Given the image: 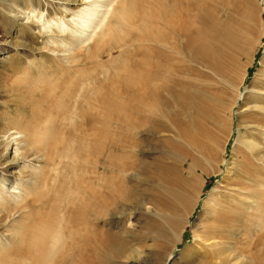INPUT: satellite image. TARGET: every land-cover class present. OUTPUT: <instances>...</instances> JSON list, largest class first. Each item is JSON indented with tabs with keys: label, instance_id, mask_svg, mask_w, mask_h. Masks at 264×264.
Instances as JSON below:
<instances>
[{
	"label": "bare ground",
	"instance_id": "obj_1",
	"mask_svg": "<svg viewBox=\"0 0 264 264\" xmlns=\"http://www.w3.org/2000/svg\"><path fill=\"white\" fill-rule=\"evenodd\" d=\"M145 1L148 0H29L28 3H25L24 10L28 11L26 16L28 18L36 17L38 23L41 24L43 33L50 32L48 36L50 44L55 47L62 46L65 50L60 56L63 62L49 72L36 71L38 76L35 77L32 73L33 68H28L30 72L28 82L34 85L32 88H28L31 89L29 91L30 98L35 100L37 96H40L41 103H46L45 108L48 112H42L35 107L26 110L29 108L30 101H18L15 110L17 109L19 112L25 110L27 114L7 115L4 118L5 123L0 118V156L6 155L0 161V220L5 219L8 228L4 231H8L7 234L10 236L8 239L0 236V252L10 246H15V252L9 253L1 259V264H110L108 255L110 252L113 254L112 246L117 251L118 245H114L115 243L125 246L129 241L120 238L121 231L114 230L115 226L113 227L112 221L106 224L95 222L93 230L89 227L92 236H88L86 233L81 236L84 249L78 248V220L81 219L82 228L86 229L84 207L81 208L78 217V164L76 166V162H74L78 158H75L78 155V144L70 150L73 142L78 143V121L76 127L69 129L70 122L78 118V81L81 82V85L88 83L87 81H96L99 87L110 85L111 88H106L101 101L110 110V114L116 115L117 118L120 117V122L125 124L127 122L131 129L145 125L147 133L158 130L159 125L163 124L154 120L156 114L168 117L177 125L178 130L176 131L165 129L166 134L163 135V142L168 150L161 155L154 156L150 160L132 159L133 152L128 154L129 156L123 153L112 155L113 159H119V161L112 160L110 162L112 172L121 179L110 178L114 181L116 188L114 184L112 187L116 191L110 189L113 194H109L113 206L118 204L119 195L123 197L118 192L124 195L121 201H126L125 198H134L135 189H133V184L132 186L129 184L128 174L136 173L135 171L139 172L137 182L141 181L147 186L148 183H151L155 192L152 197L148 198V205H145L144 199L142 204L144 205L143 209L150 215H147L144 221L139 223L138 233L150 237L152 243L149 245H153L154 248L155 246L166 248L164 256L159 250L154 253L161 258L157 259L163 264H170L174 258L173 251L178 247L182 238L180 232L183 230L184 216L190 214L191 209L196 205V192H188L189 190L185 189L188 184L187 177L183 175V170L178 166L182 168L183 166L179 164L189 158L192 159L186 169L197 178L198 175L194 171L198 166L190 152L186 153L184 157H176L173 152L183 147L184 141L192 146L195 145L194 148L197 146L198 148H196L202 151L201 147L207 145L200 146L196 139L192 138L188 133V125L180 113L184 108H190L194 112L204 113L205 116H208L207 119H212L213 123L219 124L220 119L217 112L223 107L218 111L217 109L223 104V96H226L219 95L218 99H214L215 96L214 98L208 96L216 100V104L212 102L211 105L208 101L207 104L203 102L204 105H207L205 108L201 102L197 101L200 100L196 98L197 94L194 96L189 93L188 88L181 89L187 87L188 84L179 77L180 71L186 70L189 64L197 62L206 63L209 68H213L212 70L225 75V67H223L225 64L222 65L223 61L218 60L217 57L222 49L216 47L218 54L214 55L211 47L220 44L229 31L235 37L234 40L237 35L240 37L239 32L241 33V27L246 24L244 23L246 19L243 16V6L236 8L239 19L235 16L231 20L221 21L204 2L198 4L191 0H177V2L173 0L174 3L169 0H154L157 8L153 9L149 0L153 10L149 11ZM29 12H31L30 15ZM235 18L238 27L234 26V21L231 22ZM237 24L235 23V25ZM118 25L127 27L126 36L124 34L118 40L115 39L109 50L118 49L120 54H115L117 56L114 59L97 58L96 53L105 37L112 33ZM33 27V24L18 23L13 28L12 39L9 41L17 46H30L27 41L35 36ZM229 37L231 36L229 35ZM210 38L212 39L209 42ZM214 47L212 49L215 50ZM29 48L35 51L38 49L33 46ZM81 48H85L84 50L92 48L86 54L85 59H81L78 55L82 51ZM14 58H17V55L9 50L1 51V68L8 72L11 69H17V65L20 63H28L23 59L17 64ZM235 58L233 61L236 60ZM87 59L91 66H86L89 63L85 62ZM231 63L234 62L231 61ZM189 68L191 69L190 65ZM258 79L261 81L258 83L259 86L253 90L251 100L248 101L251 105L247 107L249 112L251 111V114L254 115L252 116L253 120L248 125L249 131H246L245 135L242 134L243 137L240 135L239 138L242 145L241 154H238L239 157L237 155L234 159L232 158L233 160L230 162L232 165L228 174L226 173L225 183L214 186L203 201V212L207 219L202 230L200 228V230L193 229L194 244L192 246H197V256L189 261L190 264H205L209 259L223 258L225 252L239 243L240 238L247 239L246 235L254 231L253 226H260L264 223V59L258 72L254 75L252 83L255 80V83L258 82ZM98 89L101 88L96 87L97 94L99 93ZM67 101H71L76 117L66 114L65 104ZM176 103L180 106L179 111L169 112L168 108ZM135 112L138 113L140 123L136 119V122L133 121L134 118L131 119ZM130 115H132L131 120L127 118ZM104 116H109V113ZM123 117L127 119L126 122H123ZM201 124L205 125L203 122ZM201 124L199 125L201 126ZM191 125L194 127V119H191ZM203 126L201 128L204 129ZM132 131L134 130H130L127 136L133 137ZM210 132L212 133V131ZM66 134H69L67 137L72 135L74 140L71 141L73 142H69ZM100 134L102 135V133ZM213 134L215 133H212V136ZM143 140L145 139L143 138ZM67 142H69L67 147L72 156L66 147H64L65 151L60 150L61 146ZM10 145L12 147L9 153ZM113 145L121 146V139L116 138ZM131 145H138V141L130 139L129 149L132 148ZM122 147V150L128 148L123 145ZM208 151L207 153L212 152L213 155L212 149ZM29 157L39 160L44 158L47 165L54 171V177L64 169H68L72 173L59 175L62 177L58 186L47 188L49 190L44 195L33 197L29 183L32 177L37 176L22 171L28 167L25 160ZM68 157L72 159L71 163H69L71 160L67 159ZM64 159L70 161L64 162ZM205 172L202 170L203 174ZM120 174L124 175L123 178ZM69 175L74 186L71 189L65 186L68 178L70 179ZM106 177L108 178V176L103 178L105 183ZM199 179L202 178L199 177ZM33 182L36 183L37 179ZM43 182L46 188L48 183L46 184L45 180ZM200 182L198 184L204 186L202 181ZM97 183L99 185L98 181ZM165 184H167V188L162 190ZM127 185V188L134 190L133 193L125 189ZM93 187L96 186L93 185L91 188ZM81 192L85 195V192ZM101 192L103 191L95 192L93 199L96 201L93 200L92 203L96 205L94 202H97L98 206L95 207H102L103 213L104 209L105 211L110 210L111 213L113 208L108 209L107 203H105L110 201V197L108 196L109 199H107L108 197ZM199 194L198 198H201V192ZM84 199L82 200L84 201ZM128 200L130 201V199ZM181 204L182 207H180ZM84 205L85 203L82 206ZM88 205L87 203L85 206ZM27 207L34 210L26 211ZM126 208L129 209L128 206ZM107 213L108 211L106 216H108ZM125 214L123 210L118 211L117 217L120 219L116 226L120 228H124V225L131 226L127 220L130 218L123 217ZM16 215L19 216L18 219H15ZM102 215L100 214V217ZM0 223L2 225L1 221ZM18 223L21 224L18 225ZM79 229L81 228L79 227ZM81 230L84 231V229ZM122 234L124 233L122 232ZM145 239L141 240L145 241ZM168 244L170 245L167 246ZM5 245L7 246L4 247ZM190 247L191 245L186 246L183 251ZM115 253H119V248ZM14 254L22 257L21 263L13 261Z\"/></svg>",
	"mask_w": 264,
	"mask_h": 264
},
{
	"label": "rangeland",
	"instance_id": "obj_2",
	"mask_svg": "<svg viewBox=\"0 0 264 264\" xmlns=\"http://www.w3.org/2000/svg\"><path fill=\"white\" fill-rule=\"evenodd\" d=\"M169 1L174 3L173 0H169ZM191 1L195 3L198 2V4H200L201 2L207 4L206 6L211 8L213 12L216 13L219 20L221 21L231 20L235 16L237 19H239V15L238 13H236V10L240 6L241 8L243 6L242 9L243 16H245L247 22L244 21V23L246 24H244V26L241 27L242 29L240 30L241 33L239 32L240 37L237 35L236 39L234 40L235 37L232 35V33H229L230 32L229 31L226 34L227 36L221 41L220 44L215 45V47L214 45H212L211 47L212 53L214 55L218 54V50H216V47H218L217 49H222V51L220 50V55H217V57L218 60L220 59L223 61V64L221 61H218L215 57L214 58L222 65L225 64L223 66L225 67L224 70L225 75L219 74L215 70H212L213 68H209L208 65H206V63L204 64L197 62L196 63L193 62L189 64L191 69L190 68L188 69L189 66L188 65L186 70L182 69L180 71L179 77L183 81H185V83L188 84L187 87L185 88L180 87V88L181 89L188 88L189 93L194 94V96L197 94L196 98L200 99L197 101L201 102L203 105H204L203 102L207 104V101L210 102L211 105L212 102L216 104L215 103L216 100L214 99H218L217 96L219 95L222 96L226 95V96H223V104L220 106V108L217 109V111L222 107L223 109L219 110V112L216 111L218 113V118L220 119L219 124H216V122L213 123L212 119L211 120L207 119L208 116L207 115L205 116L204 113L194 112V110L190 108H184L180 113L184 122H186V124L188 125L187 127L188 133L192 136V138L194 140L196 139V141L200 144V146H205L204 144L207 145L209 144V145L208 146L206 145L207 148L201 147L205 152L204 154V152L201 149L200 150L197 149L198 148L197 146H196L197 148L196 147L194 148L195 146L194 144H193L194 146H192V144L184 141L183 147L173 152L176 157H184L186 156V153L189 152L191 155H193L194 161L196 160L195 164L198 166L196 171H194V173L198 175V178L197 176L196 177L193 176L192 173L188 169H186L188 168V165L190 164L192 159L189 158L184 163L179 164L183 167L181 168L178 166V168L183 170V175L187 177V181H188V184L185 186V189L189 190L188 192H192V193L196 192V201H195L196 205L191 209V213H190L191 215L188 213L184 216L183 230L180 232L182 238L181 241L178 243V247H176L173 251L174 258L171 260L170 264H190L189 261L197 256V246H192L194 244L193 229L197 228L198 230L200 229L202 230L203 224L207 219L206 214L203 212L204 199L207 198L208 196L207 194H209V191L213 189L214 186L218 184L222 185L225 183L224 182L225 177L228 174V170L232 165L230 164V162L235 157H237L238 154H241L240 149L242 145L239 142L240 135L242 136V134H244L246 131L247 132L249 131L248 125L252 123L253 120L252 116H254L253 114H251V111L249 112V109L247 108L248 106L251 105V103H249L248 101L251 100L250 98L251 94L253 93V90H255L259 86L258 83H260L261 80L259 81L258 79L257 80L258 82L256 83H255L256 80L254 81V83H252V81L254 80V75L258 72V69L261 66L262 60L264 59V0H191ZM28 2L29 0H0V53L1 51L3 52L4 50H9L14 55H17V58H14V61L17 64L19 61L23 59L28 61V63L26 62V63L18 64L17 69L16 68L11 69L8 72L4 71L0 66V118L1 120H3L4 123H5L4 118L7 115L27 114V111L25 110H22L20 112L17 111V109L15 110L18 101H30L29 108H27L26 110H30L33 107H35L36 109L42 112L45 113L48 112V110L45 108L46 103L45 102L41 103L42 98L40 96H37L36 99L33 98L35 100H31L30 98L29 91L31 89L28 88H32L34 87V85L28 82V79L30 78L29 77L30 72L28 68L29 67L33 68L32 73L34 74L35 77H37L38 74H36V71L41 70L43 73L44 72L46 73L56 68L60 63L63 62V59L60 56L64 53L63 50H65V48L62 46L55 47L51 45L49 42L50 39L48 38L50 32L44 34L41 29V24L38 23L36 17L28 18L26 16L28 14L27 13L28 11L24 10V6L25 3ZM150 2L152 4L153 9L157 8L154 0L152 1L150 0ZM145 5L146 7H148L149 11H153L151 5L149 4V0L145 1ZM30 13L31 12H29V15ZM236 18L231 22L234 21L233 23L234 26L238 27ZM20 22L33 24L34 26L33 28H34L35 36L32 37L31 39L29 38V40L27 41L30 44V46H24V45L17 46V45H13V43L9 41L12 39L11 33L13 31V28H15ZM235 23L237 25H235ZM122 26L118 25L115 28V30L109 34L110 36L108 35L105 37L104 42L101 44L102 46L100 45V48L101 47L102 48L101 49L99 48L96 53L97 58L102 59L104 57L105 59L106 58L114 59L115 56L120 54L118 49L115 50L113 49L114 50L113 51V50H109V47L111 46V43L115 41V39L118 40V38L124 36V34L126 36L125 31L127 27L123 26L124 27L123 28ZM229 35L231 37H229ZM211 39L212 38H210L209 42L211 41ZM235 41L237 44L235 43ZM235 44L238 46H236ZM32 46L38 47V49L35 51L29 48ZM213 47L217 52L214 49H212ZM85 48H81L82 51L78 54L81 57V59H85L86 54L90 52L93 47L91 48V50H84ZM108 51L111 52L112 54L109 53ZM232 56H235L236 58ZM233 58H235L236 60L233 61ZM229 60H231L234 63H231V61ZM85 62H89L86 65L87 67L91 66L90 65L91 63L90 61H88V59ZM71 64H76V63H71ZM133 70L135 71V69ZM87 82L88 83L86 84L82 83L81 85V82L78 81V118L75 121H71L69 124L70 126L69 129H71L76 127V122L78 121V143L71 141L73 139L72 135L67 137V135L69 134H66V138L69 139V142L70 141L73 142L71 144L70 150L75 148L78 144L77 146L78 155L75 156V158L76 157L78 158L74 160V162H76L75 163L76 166L78 164L77 166L78 169L76 168L78 170V217H79V212L81 213V208L84 207L85 209L84 219L87 225V226L85 225L87 229L86 230L85 228H82V224L80 222L81 219L78 220V248L84 249L83 239H81V236H83V234L92 236L90 228L91 230L95 228L93 227L95 222H99L100 224L103 223L106 224L112 221L113 227L115 226L114 230L117 229L121 231L120 238H125L129 241L125 246L119 245L120 243L114 244L116 246L118 245L117 251L119 248V253H115L117 252L115 251L116 248L112 246L114 250L113 254L110 252L108 255V258L110 259L109 260L110 264H163L162 261L157 259L160 257H157V255L154 253L156 251L157 252L161 251L162 256H164L166 248L165 247L161 248L158 246H155L154 248L153 245L152 247L151 245H149L152 243L150 237L144 235L143 233L141 234L138 233V230H140L139 223H142L144 221V218L147 217V215H150L149 212L143 209L144 205L142 204L144 199L145 205H148L147 204L148 198L152 197L153 193L155 192L154 189H152V184L148 183L147 186L145 183L141 181L137 182V176H139V172L137 173V171H135L136 173L134 172L129 173L128 174L129 184H131L130 186H132L133 184V189H135V194H134L135 197L127 198V199L125 198L124 200L126 201H121V198H124V195H122L123 193L118 192V194H121V196L123 197H120L119 195L120 200L118 201V204L116 206H113L114 204L111 203L112 202L111 195L113 194V192L111 190L114 191V189L116 188L113 180L114 178L116 179L117 178L121 179V178L112 172L110 162L112 160L119 161V159H113L112 157L113 154L117 155L118 153L120 155L122 153L128 155L133 152L132 159L134 158V159H147V160H150L154 156L161 155L162 153L168 150V147L163 142V138L165 136L164 134H166L165 129L168 128V129H172L173 131H176L178 130V127L168 117L163 115L157 116L156 114L157 117L155 116L156 119L154 120L157 121L158 123L163 124V125H159L158 130L147 133L145 131L146 129L145 125H139L137 127H132L131 129L130 125L126 122L127 119L123 117L124 118L123 122H126V124L121 123L120 117L117 118L116 115H113L112 113L110 114V110L107 107H105L103 102L101 101L102 95L105 92L106 88H111L110 85H102V87H99L96 81L94 82L87 81ZM96 87L101 88L98 89L99 90L98 94L97 92H95ZM96 94L99 96H97ZM203 96L205 99L202 98ZM208 96H210L211 98H214L215 96V98L211 99ZM209 98L212 101L211 100L209 101L208 100ZM131 102H133V100H131ZM206 104L204 105L205 108L207 107ZM65 105H66L65 108L66 114H72V117H76L77 115L75 111H73L72 109L71 101H67ZM122 106L124 107V105ZM179 109L180 106L176 103L172 107L168 108V111L169 112L179 111ZM108 113L110 117L107 116ZM104 114H106L107 117H105ZM131 116L132 115L128 116L127 118L130 119ZM134 116H132L131 119L134 118L132 119L133 121H135V119L138 120L139 117L137 112L134 113ZM197 116L198 117L202 116L203 118L202 117L198 118ZM191 119H194L195 121L194 127L193 125H191ZM200 121L201 123L203 122L205 125L203 126L200 123ZM140 122L138 120V123ZM199 124H201V126ZM128 125L129 128L127 127ZM202 126L206 130L201 128ZM201 129H203L204 131ZM130 130H134L132 131L133 137L127 136ZM210 131H212V133L215 134H213L212 136V133ZM100 133H102V135ZM116 138L121 139L122 145L125 147H128V144H130V139L132 141L133 140L138 141V145L136 146L131 145L132 148L129 149L128 147L127 149L122 150L123 149V147L121 148L122 145L121 146L113 145V142L116 140ZM143 138L145 140H143ZM69 142L62 145L60 150L65 151L64 147H66L67 150L69 151L67 147V144ZM11 147L12 145L9 146L8 149L9 153L11 152ZM57 147L59 149V146ZM209 149H212V151H214L213 155L211 154L212 152L207 153ZM69 154L70 156H72V153H70V151ZM5 156L6 155L0 156L1 157L0 161ZM67 159L70 158L68 157ZM67 159H64L63 161L69 162L71 160L69 163L72 162V159L68 161ZM168 160L172 161L171 159ZM25 164L28 167L26 169H22V171L23 172L27 171L37 176V177H32L29 183V188L32 189L31 193L33 194V197L44 195L47 192V190L54 187V185L58 186L59 181L62 177L59 175H67L68 173L69 174L72 173L68 169H64V171L59 173L57 176L55 175L56 177H54V171L51 170V168L47 165L44 158L42 160H39L37 158L29 157L25 160ZM61 165L63 166V164ZM202 170L204 172L206 171L205 174L202 173ZM105 176H108V178L106 177V183H105V179H103L105 178ZM110 176H112L113 178ZM120 176L122 177L124 175L120 174ZM68 177H70V175ZM199 177L202 179L200 180ZM110 178L113 180H111ZM35 179H37L36 183L33 182ZM43 180L46 181V184L48 183V186L46 188ZM97 181L99 182V185ZM108 181L109 183L107 184ZM200 181H202L204 186L198 184L201 183ZM66 182H67L65 184L66 187L68 186V188L70 189L74 187L71 177L70 179L68 178ZM88 184L91 185L89 186ZM113 184L115 188L112 187ZM93 185L98 188L99 193L102 190L103 191L101 192L102 194L106 195L107 197L108 196L110 197V201L109 202L106 201L105 203H107L108 209L113 208L112 209L113 211L111 213L110 210L105 211V209L103 213V211H101L102 207L100 208L95 207L98 206L97 202H94L96 205L92 203L93 200H95L93 199V197L95 196L94 194L96 191H98L96 187L91 188ZM101 185L104 187L103 188L100 187ZM128 185L125 187V189L133 193L134 190L127 188ZM166 188H167V184H165L162 190H165ZM140 189L141 190L146 189L148 191L146 190L141 191ZM176 189L179 188L176 187ZM81 191L85 192V195ZM200 192L202 196L201 198H198L200 197L199 194ZM166 194H168V192H166ZM109 197L107 199H109ZM170 198H171V194H170ZM82 199H84V201ZM128 199H130V201ZM86 201L89 204L88 206H85L87 205ZM84 203L85 205L82 206ZM90 206L91 208L95 207L96 209L92 208L91 210ZM127 206L129 207V209L126 208ZM180 207H182V204L180 205ZM28 210H34V209L31 207L30 208L27 207L26 211ZM119 210H123L124 214L127 213L123 217L125 218L128 216L127 218H130L127 220H129L128 223H130L131 226L127 227L124 225V228L123 227L120 228L119 226H116L118 220L120 219L119 217H117V213ZM107 211H108L107 213L108 216H106ZM100 214L101 215L104 214V215L100 217ZM17 215L15 219L19 218V216ZM0 221L2 222V225H0V236L6 239L10 238V236L7 234L8 231L7 232L4 231L6 228H8L5 219H2ZM26 221L27 219L25 220V222ZM19 224L21 223H18V225ZM6 225L7 227H5ZM18 225H16L17 226L16 228H18ZM79 227L81 229H84V231L79 229ZM253 229H254L253 232H251L249 235H246L247 238L246 240L240 238L239 243L233 245L230 250L225 252L226 254L223 255L224 256L223 258L209 259L205 264H240V263L264 264V223L260 224V226H256V225L253 226ZM122 232L124 234H122ZM144 238H146L145 241L141 240ZM141 243L145 244L143 245L144 247L142 246ZM169 245L170 244H168L167 246ZM189 245H191L190 248L192 249L188 248L190 250L187 249L188 251L187 250L183 251V249ZM6 246L7 245H5L4 247ZM136 246L138 249L136 248ZM14 252H15V246H10L7 249L2 250V252H0V260L3 259L5 256L9 255V253H14ZM154 257L156 258V260ZM21 260H22L21 256L14 254L13 261H18L19 263H21Z\"/></svg>",
	"mask_w": 264,
	"mask_h": 264
}]
</instances>
